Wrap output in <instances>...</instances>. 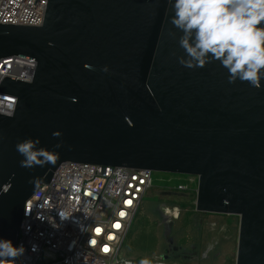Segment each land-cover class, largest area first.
Listing matches in <instances>:
<instances>
[{
  "label": "water",
  "instance_id": "1",
  "mask_svg": "<svg viewBox=\"0 0 264 264\" xmlns=\"http://www.w3.org/2000/svg\"><path fill=\"white\" fill-rule=\"evenodd\" d=\"M46 2L40 27L0 24V62L36 63L30 82L0 83L16 98L0 115V237L16 244L30 180L48 185L64 163L109 166L196 177L195 212L239 217L235 264H264V80L184 67L166 0ZM27 138L59 159L21 167Z\"/></svg>",
  "mask_w": 264,
  "mask_h": 264
},
{
  "label": "built area",
  "instance_id": "2",
  "mask_svg": "<svg viewBox=\"0 0 264 264\" xmlns=\"http://www.w3.org/2000/svg\"><path fill=\"white\" fill-rule=\"evenodd\" d=\"M46 5V0H0V24L40 27ZM35 69L32 60L5 59L0 62V83L4 78L30 82ZM15 104V97L0 93V115L11 116ZM152 174L145 170L62 164L50 183L42 185L24 204L16 243L27 247L34 241L40 250L35 254L27 252L18 264H65L66 259L68 264H138L123 255L122 246L152 186ZM188 177L198 182L196 177ZM68 181L79 182L80 191H72ZM184 192L183 185L175 190L178 194ZM61 206L70 207L73 215L61 230L53 231L42 220L48 213L55 217V208ZM163 209L160 212L166 223L178 219V208H168L172 215L166 217ZM24 222L30 224L27 234L21 228ZM73 241L72 251H68Z\"/></svg>",
  "mask_w": 264,
  "mask_h": 264
},
{
  "label": "clouds",
  "instance_id": "3",
  "mask_svg": "<svg viewBox=\"0 0 264 264\" xmlns=\"http://www.w3.org/2000/svg\"><path fill=\"white\" fill-rule=\"evenodd\" d=\"M166 6L171 25L182 33L178 42L185 57L179 62L184 67L203 68L208 63L218 62L227 70L229 83L246 81L260 89L264 80V0H166ZM101 70L109 72L107 66ZM126 120L131 123L130 118ZM61 135L59 131L53 132L54 137ZM39 144V139L32 138L16 144V151L23 157L21 167H44L59 159V152L38 147ZM55 147L59 149L61 144ZM29 183L34 190H39L42 180L36 177ZM68 183L72 191H80L79 182ZM10 188L9 183L4 186V192ZM55 212V217L50 213L44 215L42 222L53 231H59L64 222L70 220L73 210L61 206L55 208ZM21 228L27 234L30 224L24 222ZM73 243L68 245V251H72ZM39 250L40 246L34 241L26 247L24 243L14 244L11 239L0 237V264H18L27 252L35 254ZM65 264H68L67 259ZM139 264H152V261L144 258Z\"/></svg>",
  "mask_w": 264,
  "mask_h": 264
},
{
  "label": "rangeland",
  "instance_id": "4",
  "mask_svg": "<svg viewBox=\"0 0 264 264\" xmlns=\"http://www.w3.org/2000/svg\"><path fill=\"white\" fill-rule=\"evenodd\" d=\"M186 187L185 196H160ZM197 181L183 175L153 172L152 186L143 198L122 246L125 257L147 258L163 264H235L239 217L195 212ZM178 208L179 217L166 223L160 210ZM178 251L168 250L165 237Z\"/></svg>",
  "mask_w": 264,
  "mask_h": 264
},
{
  "label": "flooded vegetation",
  "instance_id": "5",
  "mask_svg": "<svg viewBox=\"0 0 264 264\" xmlns=\"http://www.w3.org/2000/svg\"><path fill=\"white\" fill-rule=\"evenodd\" d=\"M166 241H167V247H169L168 250H171L172 252L178 251V248H176V247L174 248L172 246L173 245V241L172 240H170L168 237H166Z\"/></svg>",
  "mask_w": 264,
  "mask_h": 264
},
{
  "label": "bare ground",
  "instance_id": "6",
  "mask_svg": "<svg viewBox=\"0 0 264 264\" xmlns=\"http://www.w3.org/2000/svg\"><path fill=\"white\" fill-rule=\"evenodd\" d=\"M163 213H164L165 217L168 216V215L169 216L172 215V211L169 210L167 207H164Z\"/></svg>",
  "mask_w": 264,
  "mask_h": 264
}]
</instances>
